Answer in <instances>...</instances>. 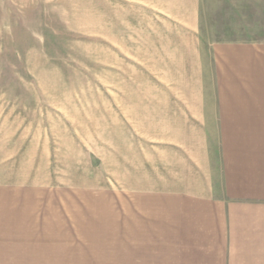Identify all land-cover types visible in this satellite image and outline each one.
Masks as SVG:
<instances>
[{"label":"crops","instance_id":"1","mask_svg":"<svg viewBox=\"0 0 264 264\" xmlns=\"http://www.w3.org/2000/svg\"><path fill=\"white\" fill-rule=\"evenodd\" d=\"M202 1L140 0L154 78L113 101L105 193L72 197L50 172H21L50 162V135L0 103V264H264V43L205 47ZM91 218L93 243L99 230L115 245L87 249L122 257L34 256L82 248L67 244Z\"/></svg>","mask_w":264,"mask_h":264},{"label":"rangeland","instance_id":"2","mask_svg":"<svg viewBox=\"0 0 264 264\" xmlns=\"http://www.w3.org/2000/svg\"><path fill=\"white\" fill-rule=\"evenodd\" d=\"M139 3L0 0V103L19 104L21 121L34 123L36 131L45 129L51 142L46 167L37 161V170L21 172H50L53 187L72 197L106 192L96 181L106 179L101 161H106L113 101L139 97L137 87L154 78L144 67L155 59L141 55L140 35L146 31L140 24ZM201 6L199 30L205 47L264 43V0H203ZM95 142L100 143V153L99 148L94 151ZM43 157L37 151V159ZM67 197L68 208L75 206L76 201ZM95 216L96 224L102 221ZM88 221L77 228L76 242L67 244L82 248L39 249L34 256L122 257V250L87 249L111 245L98 228L100 240L93 243V218Z\"/></svg>","mask_w":264,"mask_h":264}]
</instances>
